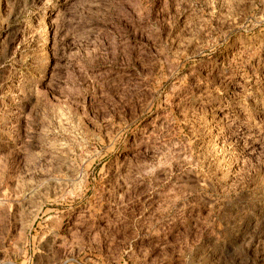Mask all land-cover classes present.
<instances>
[{"label": "rangeland", "instance_id": "1", "mask_svg": "<svg viewBox=\"0 0 264 264\" xmlns=\"http://www.w3.org/2000/svg\"><path fill=\"white\" fill-rule=\"evenodd\" d=\"M0 264H264V0H0Z\"/></svg>", "mask_w": 264, "mask_h": 264}]
</instances>
